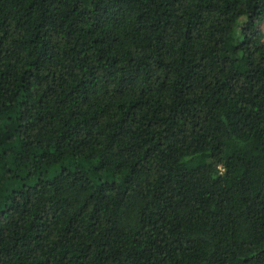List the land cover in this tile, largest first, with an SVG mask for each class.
<instances>
[{"label":"trees","instance_id":"16d2710c","mask_svg":"<svg viewBox=\"0 0 264 264\" xmlns=\"http://www.w3.org/2000/svg\"><path fill=\"white\" fill-rule=\"evenodd\" d=\"M264 0H0V264H264Z\"/></svg>","mask_w":264,"mask_h":264},{"label":"rangeland","instance_id":"374dc122","mask_svg":"<svg viewBox=\"0 0 264 264\" xmlns=\"http://www.w3.org/2000/svg\"><path fill=\"white\" fill-rule=\"evenodd\" d=\"M262 27H263V31H264V23H263Z\"/></svg>","mask_w":264,"mask_h":264}]
</instances>
